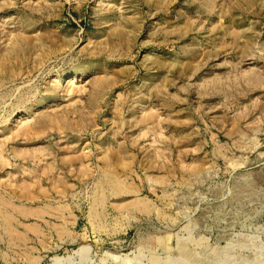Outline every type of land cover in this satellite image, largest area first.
<instances>
[{"label":"rangeland","instance_id":"374dc122","mask_svg":"<svg viewBox=\"0 0 264 264\" xmlns=\"http://www.w3.org/2000/svg\"><path fill=\"white\" fill-rule=\"evenodd\" d=\"M0 264H264V0H0Z\"/></svg>","mask_w":264,"mask_h":264},{"label":"bare ground","instance_id":"6f19581e","mask_svg":"<svg viewBox=\"0 0 264 264\" xmlns=\"http://www.w3.org/2000/svg\"><path fill=\"white\" fill-rule=\"evenodd\" d=\"M71 82H73V81H71Z\"/></svg>","mask_w":264,"mask_h":264}]
</instances>
